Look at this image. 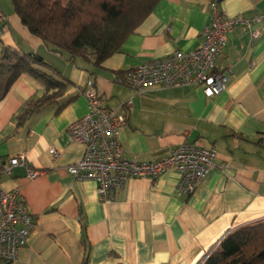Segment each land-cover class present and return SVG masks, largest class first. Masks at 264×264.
Segmentation results:
<instances>
[{
	"label": "crops",
	"instance_id": "crops-1",
	"mask_svg": "<svg viewBox=\"0 0 264 264\" xmlns=\"http://www.w3.org/2000/svg\"><path fill=\"white\" fill-rule=\"evenodd\" d=\"M210 1L160 0L119 51L94 67L92 60L51 51L21 23L11 0H0L6 18L0 59L5 48L37 55L64 83L21 122L27 103L46 95L44 86L23 74L0 100V159L24 153L42 172L33 180L1 178L5 190L20 189L34 219L12 264H198L230 230L264 218V145L257 144L264 138V26L254 40L240 27L227 35L216 59L227 86L216 97L205 98L198 86L137 93L115 82L144 62L197 49L211 20ZM220 7L228 17L264 15V0H223ZM88 81L107 107L132 103L119 133L128 159L154 162L183 143L214 149V166L192 194H179V174L169 171L154 181L130 180L103 203L95 182L67 172L84 152L69 142L67 128L88 111L82 94Z\"/></svg>",
	"mask_w": 264,
	"mask_h": 264
},
{
	"label": "built area",
	"instance_id": "built-area-1",
	"mask_svg": "<svg viewBox=\"0 0 264 264\" xmlns=\"http://www.w3.org/2000/svg\"><path fill=\"white\" fill-rule=\"evenodd\" d=\"M209 9L211 20L202 32L203 42L197 49L176 51L144 62L117 75L115 82L137 93L151 88L198 86L204 97L210 99L224 92L227 77L216 65V59L225 48L227 35L240 27L252 40L257 39L264 26V15L228 17L217 0L209 2ZM5 23L6 18L0 14V31ZM82 94L87 100L88 111L68 126L67 135L69 142L83 146L84 152L77 163L67 167V172L75 179L95 182L97 195L103 203H109L114 193L130 180L154 181L169 171L179 174L177 191L188 196L213 168L214 149L193 143H183L165 158L154 162L128 159L122 150L119 133L127 126L126 111L132 103L129 101L118 109L107 107L91 81L86 83ZM49 153L53 158L58 156L52 148ZM18 168L25 170L29 180L42 175L41 171L29 166L24 153L0 159V264H12L17 259L19 250L26 246L34 229V219L27 212L20 189L5 190L1 184L3 176H14ZM236 229L230 230L224 238Z\"/></svg>",
	"mask_w": 264,
	"mask_h": 264
},
{
	"label": "trees",
	"instance_id": "trees-1",
	"mask_svg": "<svg viewBox=\"0 0 264 264\" xmlns=\"http://www.w3.org/2000/svg\"><path fill=\"white\" fill-rule=\"evenodd\" d=\"M159 1L11 0L21 23L51 51L64 52L69 60H92L94 67L119 51ZM7 59L13 64L5 66ZM23 74L39 81L47 93L27 103L17 117L19 122L40 112L64 87L59 74L50 70L41 57L5 48L0 59V100ZM50 90L56 93L48 95ZM257 144L264 145V138ZM204 259L202 264H264V220L234 230Z\"/></svg>",
	"mask_w": 264,
	"mask_h": 264
},
{
	"label": "water",
	"instance_id": "water-1",
	"mask_svg": "<svg viewBox=\"0 0 264 264\" xmlns=\"http://www.w3.org/2000/svg\"><path fill=\"white\" fill-rule=\"evenodd\" d=\"M14 177L15 178H22L25 177V170L18 168L14 171Z\"/></svg>",
	"mask_w": 264,
	"mask_h": 264
}]
</instances>
